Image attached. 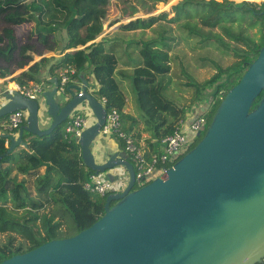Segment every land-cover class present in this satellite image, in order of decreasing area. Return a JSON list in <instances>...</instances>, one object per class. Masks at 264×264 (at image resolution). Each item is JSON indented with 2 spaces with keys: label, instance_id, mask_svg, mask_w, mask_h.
<instances>
[{
  "label": "trees",
  "instance_id": "16d2710c",
  "mask_svg": "<svg viewBox=\"0 0 264 264\" xmlns=\"http://www.w3.org/2000/svg\"><path fill=\"white\" fill-rule=\"evenodd\" d=\"M135 1L148 14L157 4L168 0ZM234 1L240 3L181 0L170 11L130 20L119 27L120 32L140 30L138 38L125 41L114 34L94 42L101 34L100 25L106 16L102 3L72 0L65 4L57 0V4L65 9V16L61 20L45 21V9L37 0L23 4L18 0H0V78L26 67L33 60L32 54L56 53L64 46L61 58L49 71L50 76L59 80V71L71 69L74 75L70 79L78 80V74L88 68V77L92 75L95 82L92 94L98 100L106 99V111L119 112L123 132L136 140L145 135V144L152 149L151 141H160L170 135L177 122L185 119L189 108L204 106L210 97L208 91L217 83L208 107L207 130L221 100L258 56L264 44V2ZM136 13L133 11L128 18ZM168 24L175 25L178 35L172 33ZM17 28H20L19 32ZM253 28L261 31L258 40L248 32ZM146 30L152 34L146 36ZM179 41L189 47L190 55L184 49H176ZM88 42L92 43L86 46ZM79 46L83 48L77 50ZM70 49L75 50L64 53ZM221 56H233L234 62L222 69L218 61ZM186 59L188 66L193 60L197 69L211 68L216 73L203 83L188 81L186 88L175 92L176 79L187 76L183 65ZM52 60V57H42L11 80L19 86L40 82L48 86L42 76ZM189 91L187 99L183 94ZM220 92L222 95L218 96ZM128 94L132 97L133 114L124 111ZM261 97L262 94L252 108ZM182 101H187L189 106ZM6 118L0 119V131ZM64 127L65 123L41 138L24 134L29 148L18 147L10 154L6 153L7 140L0 136V229L23 233V239L28 243L25 250L20 246L0 249V263L51 240L71 237L90 227L104 214L106 196L84 190L83 184L92 171L81 162L79 144L64 138ZM45 193L55 205L71 210L75 222L73 234L65 235L54 217L48 222L53 220L55 225H47L40 232L33 226L38 219L37 212L45 208L46 201L42 197Z\"/></svg>",
  "mask_w": 264,
  "mask_h": 264
},
{
  "label": "water",
  "instance_id": "95a60500",
  "mask_svg": "<svg viewBox=\"0 0 264 264\" xmlns=\"http://www.w3.org/2000/svg\"><path fill=\"white\" fill-rule=\"evenodd\" d=\"M29 1L18 0L21 4ZM57 57L46 66L43 77L51 85L41 95L46 109L40 101L15 90L4 94L0 119L16 110L27 112L16 136L0 135L7 140L6 153L18 147L27 150L24 134L50 135L86 102L94 122L78 140L82 164L96 174L124 167L128 183L121 192L106 196L103 216L87 229L0 264L260 263L264 258V44L221 100L194 147L170 166L164 177L138 189H133V167L125 153L124 157L114 153L105 163H96L91 149L106 111L89 93L82 72L78 74L82 84L78 92L64 103L58 101V79L49 76ZM47 117L50 125L41 129L40 122Z\"/></svg>",
  "mask_w": 264,
  "mask_h": 264
},
{
  "label": "built area",
  "instance_id": "2783aa9c",
  "mask_svg": "<svg viewBox=\"0 0 264 264\" xmlns=\"http://www.w3.org/2000/svg\"><path fill=\"white\" fill-rule=\"evenodd\" d=\"M74 75L71 69L61 70L58 80V94L66 96V87L70 82V76ZM9 79H7V82ZM47 85L44 82L29 83L28 86H19L15 82L5 90L0 91V107L4 102V94L15 90L23 97L37 101L45 91ZM222 99V97H220ZM105 109L106 99L98 100ZM106 111V110H105ZM207 113L191 116L177 122L173 132L160 141L154 140L157 149L150 150L145 144L121 130V118L117 110L106 111L105 123L100 128L99 136L115 137L122 142V148L128 160L131 161L134 172L133 189H138L156 178H162L166 170L184 156L202 136L207 127ZM27 112L16 110L9 114L2 124L4 134L16 136L18 130L25 124ZM94 122V118L81 111H73L65 122L64 138L68 141L78 140L82 132ZM196 139H198L196 141ZM138 186L135 188V186ZM83 188L90 194L105 197L115 192L114 183L102 178V175L90 172ZM264 264V258L260 263Z\"/></svg>",
  "mask_w": 264,
  "mask_h": 264
},
{
  "label": "rangeland",
  "instance_id": "374dc122",
  "mask_svg": "<svg viewBox=\"0 0 264 264\" xmlns=\"http://www.w3.org/2000/svg\"><path fill=\"white\" fill-rule=\"evenodd\" d=\"M31 1V0H30ZM40 4L43 5L45 9L46 16L44 17L45 21H51V20H61L65 16V9L57 4V0H37ZM72 0H62L63 3L69 4ZM88 2L92 4L102 3L106 8V16L105 19L101 22L100 29L101 32H104L108 29H111L114 24H124L127 23V21L134 20L135 18H147L149 16H154L159 14L160 12L164 11H170L171 7L178 4L181 0H168L167 3H159L156 5L155 9L148 14H145L144 7L138 3L135 0H87ZM221 1V0H220ZM234 3H240L236 2L234 0H229ZM245 1V0H244ZM250 1V0H247ZM242 2V1H241ZM255 3H258V1H252ZM165 4V5H164ZM160 5H164L160 8ZM135 9V10H133ZM133 11H136L137 13L133 15V17L128 18V16H131V13ZM172 15L169 16L171 18ZM115 24V25H116ZM169 25V24H168ZM172 27V33L178 35V31L175 30V25H169ZM17 32L20 31V28H17ZM249 34L254 37L255 40H258L261 38V31H259L258 28H253L248 30ZM264 31H262L263 33ZM110 33V32H109ZM152 33L151 31H146V35L150 36ZM116 36L120 38H126L127 34L124 32H116ZM177 42V41H176ZM174 42V43H176ZM176 49H184L188 55L189 54V47L184 44V42L177 43ZM216 56V54H214ZM192 60V59H191ZM218 61L222 67V69H225L232 65L234 62L233 56L231 57H218ZM190 61L191 66H188L186 63H188V59H186L183 63V65L186 68L187 76L181 75L178 79H176L178 86L173 87V90L177 92L180 88H186V84L188 81H191L192 83H203L204 81L210 80L216 73L215 70L211 68H205V69H197L195 65ZM176 72V70H175ZM224 75L223 77H225ZM216 85L217 83H214L212 86V89L208 91L210 97L209 99L203 104L208 105L210 107L211 105V98L214 96V93L216 91ZM190 91L184 92V96L188 99L190 97ZM222 92L218 94V96L222 95ZM208 95V96H209ZM182 104L189 106V103L187 101H182ZM203 107L200 105L198 108L195 109L193 107L192 109L189 108L187 114L185 115V119H188V117L195 115L198 113V110ZM209 109V108H208ZM198 139H196L197 141ZM99 175H102L99 174ZM138 186L136 185L135 188ZM43 199L46 201L44 210H41L37 212L38 219L35 220L33 223V226L37 229L38 232L44 230L47 225H55L53 223V220L50 222L49 219H52L54 217L57 224L60 225L61 229L64 231L65 235L73 234L75 229V222L71 215V210L63 205H55V203L52 202L50 199V196L48 193H45L42 195ZM20 215L21 212H18ZM17 215V214H16ZM9 242H11L9 244ZM6 246H20L22 250L27 249L28 243L26 239H23V233H16L10 230H2L0 229V249L4 251Z\"/></svg>",
  "mask_w": 264,
  "mask_h": 264
},
{
  "label": "crops",
  "instance_id": "0c3cea01",
  "mask_svg": "<svg viewBox=\"0 0 264 264\" xmlns=\"http://www.w3.org/2000/svg\"><path fill=\"white\" fill-rule=\"evenodd\" d=\"M117 23V22H116ZM115 23V24H116ZM114 24V26H115ZM125 24V23H124ZM117 25V24H116ZM122 25V24H121ZM119 25V27L121 26ZM113 26V27H114ZM119 27L115 30H112L110 33L108 32L110 29L104 31V32H101L100 36L94 41V42H99L103 37H106L107 35L109 36H114V34L116 32H120L118 31ZM148 31V30H146ZM145 31V33H146ZM127 34V37L126 38H120L117 36L118 39H123V40H129V39H132V38H138L141 36V31L140 30H137V31H131V32H124ZM147 36V35H146ZM92 42H88L86 44L89 45L91 44ZM65 47L63 46L59 51H57L56 53H53V52H45L42 56H39L38 54L35 55V54H32V61L26 66L24 67L23 69H18L16 70L11 76H8V77H5V78H0V91H5L7 90L10 86H11V83L13 82L11 79L13 77H16L17 75H19L21 72H23L24 70H26L29 66H31L33 63H36L38 62L42 57H46V58H53L54 57H57V53H60V56L57 57V60H59L62 56V51ZM83 47L82 46H79L77 47L76 49H82ZM75 49H70V50H66L64 53H67V52H71ZM119 67L121 68V65H119ZM88 68H86V70L84 72H82L85 80L87 81L88 83V91L90 94H92V87L94 85V79H93V76L90 75L88 77V74L89 72L87 71ZM60 72H58V76L60 75ZM45 75V70L43 72V76L42 78L44 77ZM50 76V74H49ZM52 77V76H50ZM7 79H9V81L7 82ZM81 80L80 78H78V80H71L70 79V82L68 83L67 87H66V96L64 97L63 95L61 94H58L57 93V99L58 101H62L64 103L65 100H67L72 94H75L78 92V89L80 88L81 86ZM51 89V85H48L46 87L45 90H49ZM93 95V94H92ZM94 96V95H93ZM95 97V96H94ZM97 99V98H96ZM98 100V99H97ZM126 106H125V112L126 113H129V114H133L134 112V109H133V103H132V97L130 94H128L127 98H126ZM40 101V104H41V107L42 109H46V106L44 105V101L41 100V97L39 98ZM3 104L5 103L2 102ZM209 109H208V105H204L203 107H201V109L198 110V113L195 114V115H192V116H198L200 114H203L205 112H207ZM75 111H81V112H84L86 114H88L90 117H92V119L94 118L90 109L88 108L86 102L82 103L81 105H79ZM191 118V116H190ZM50 122L51 120L47 117L45 118L43 121L40 122V128L41 129H46L49 125H50ZM2 126V125H1ZM0 135H4L3 131L1 130L0 131ZM145 135H143V138L138 140L140 141L142 144H145ZM152 144H153V147L152 149L150 150H155L157 149V144L154 143V140L151 141ZM28 143V142H27ZM147 147L148 145L145 144ZM6 146L8 147V143L6 142ZM92 153L94 155V158L96 160V163L98 164H102V163H105L107 160H108V157L110 155H113L114 153H117L119 155H123L124 157V152H123V148H122V142L119 141L118 139H116L115 137H110V138H105V137H102V136H98L94 142V146L92 147ZM102 178L105 179V180H108L112 183H114V186H115V192L114 193H119L121 192L122 190L125 189L127 183H128V174H127V171L125 170L124 167H116L112 170H109V171H106L104 174H102Z\"/></svg>",
  "mask_w": 264,
  "mask_h": 264
}]
</instances>
